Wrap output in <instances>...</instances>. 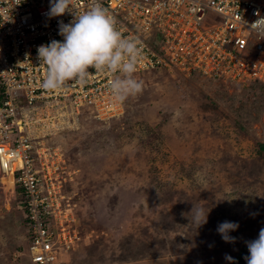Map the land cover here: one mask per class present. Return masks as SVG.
<instances>
[{"label": "rangeland", "instance_id": "1", "mask_svg": "<svg viewBox=\"0 0 264 264\" xmlns=\"http://www.w3.org/2000/svg\"><path fill=\"white\" fill-rule=\"evenodd\" d=\"M175 71L135 75L142 92L108 120L34 115L30 135L75 171L64 188L88 240L68 264H229L264 228V86ZM12 182L0 172V264H32ZM193 204L210 210L198 229ZM224 221L239 224L235 243Z\"/></svg>", "mask_w": 264, "mask_h": 264}, {"label": "built area", "instance_id": "2", "mask_svg": "<svg viewBox=\"0 0 264 264\" xmlns=\"http://www.w3.org/2000/svg\"><path fill=\"white\" fill-rule=\"evenodd\" d=\"M93 2L73 0V8L82 13ZM97 2L123 37L140 45L143 59L134 76L166 69L264 84V31H253L264 20V0ZM49 8L50 0H0V172L12 177L22 196L31 263L68 264L67 256L83 239L77 204L64 188L75 171L58 146L30 135V123L48 110L59 118L84 111L108 120L123 114L125 106L109 87L120 73L89 69L86 82L69 81L59 90L43 86L48 67L40 63L38 47L62 41L59 22L74 18L66 13L50 19ZM211 14H217V23H207Z\"/></svg>", "mask_w": 264, "mask_h": 264}, {"label": "clouds", "instance_id": "3", "mask_svg": "<svg viewBox=\"0 0 264 264\" xmlns=\"http://www.w3.org/2000/svg\"><path fill=\"white\" fill-rule=\"evenodd\" d=\"M66 13L73 14L74 18L67 24L59 22V35L63 40H52L37 50L40 63L48 67L43 86L59 90L69 81L83 83L90 76L89 69H95L121 74L109 83L115 101L124 102L130 96L140 94L143 84L134 77L143 59L138 42L123 37L116 28L114 17L97 0L82 13L74 10L73 0H50L46 13L50 19ZM253 31H264V20L253 25ZM209 212L193 204L187 217L198 229L208 222ZM238 228V223L224 221L218 225L217 232L226 243H235L237 238L230 233ZM246 244L249 253L244 257L246 264H264V228L260 229L256 239ZM225 259L229 264H236L230 255L226 254Z\"/></svg>", "mask_w": 264, "mask_h": 264}, {"label": "trees", "instance_id": "4", "mask_svg": "<svg viewBox=\"0 0 264 264\" xmlns=\"http://www.w3.org/2000/svg\"><path fill=\"white\" fill-rule=\"evenodd\" d=\"M160 70H161V69H159V71H160ZM175 72L178 73L179 71L176 70ZM144 73H145V72H142V73H140V74H144ZM138 74H139V73H138ZM138 74H136V75L138 76ZM190 76L195 77V76H199V75H190ZM245 86H255V87L258 86V87H263L264 84L261 83V82H259V81H254V82H251V83H249V84H247V85H245ZM128 99H129V98H128ZM128 99L124 101L125 110H126V106H127ZM260 145L262 146V150H263V152H264V144H260ZM25 223H26V219H25ZM80 229H81V228H80ZM87 237H88V236H83L82 241L85 242L86 240H88ZM82 241H81V242H82ZM243 249H244V250L247 249V246H244V247H242V248L240 249L239 254L237 255L235 261H238V260H239L240 255H241Z\"/></svg>", "mask_w": 264, "mask_h": 264}, {"label": "water", "instance_id": "5", "mask_svg": "<svg viewBox=\"0 0 264 264\" xmlns=\"http://www.w3.org/2000/svg\"><path fill=\"white\" fill-rule=\"evenodd\" d=\"M248 254L249 253L247 248L241 253L239 260L236 261V264H246V260L244 259V257L247 256Z\"/></svg>", "mask_w": 264, "mask_h": 264}, {"label": "bare ground", "instance_id": "6", "mask_svg": "<svg viewBox=\"0 0 264 264\" xmlns=\"http://www.w3.org/2000/svg\"><path fill=\"white\" fill-rule=\"evenodd\" d=\"M10 180L13 181V180H12V177H10Z\"/></svg>", "mask_w": 264, "mask_h": 264}, {"label": "crops", "instance_id": "7", "mask_svg": "<svg viewBox=\"0 0 264 264\" xmlns=\"http://www.w3.org/2000/svg\"><path fill=\"white\" fill-rule=\"evenodd\" d=\"M27 227V226H26ZM27 231H28V228H27Z\"/></svg>", "mask_w": 264, "mask_h": 264}]
</instances>
